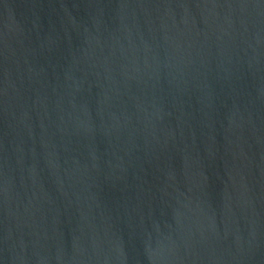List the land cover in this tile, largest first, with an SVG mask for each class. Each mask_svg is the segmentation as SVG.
I'll list each match as a JSON object with an SVG mask.
<instances>
[{
  "label": "water",
  "instance_id": "1",
  "mask_svg": "<svg viewBox=\"0 0 264 264\" xmlns=\"http://www.w3.org/2000/svg\"><path fill=\"white\" fill-rule=\"evenodd\" d=\"M0 264H264V0H0Z\"/></svg>",
  "mask_w": 264,
  "mask_h": 264
}]
</instances>
